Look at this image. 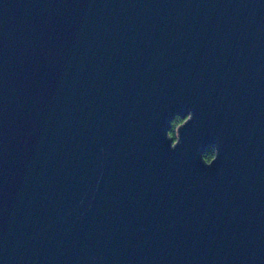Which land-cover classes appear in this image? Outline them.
<instances>
[{"label": "water", "instance_id": "95a60500", "mask_svg": "<svg viewBox=\"0 0 264 264\" xmlns=\"http://www.w3.org/2000/svg\"><path fill=\"white\" fill-rule=\"evenodd\" d=\"M0 264H264V0H0Z\"/></svg>", "mask_w": 264, "mask_h": 264}, {"label": "trees", "instance_id": "16d2710c", "mask_svg": "<svg viewBox=\"0 0 264 264\" xmlns=\"http://www.w3.org/2000/svg\"><path fill=\"white\" fill-rule=\"evenodd\" d=\"M181 123H182V120L179 117L174 118L171 124V130L169 131V134L171 136H173L175 127ZM213 157H214V149L212 147H208L202 153L201 159L203 162L208 163L213 159Z\"/></svg>", "mask_w": 264, "mask_h": 264}, {"label": "built area", "instance_id": "2783aa9c", "mask_svg": "<svg viewBox=\"0 0 264 264\" xmlns=\"http://www.w3.org/2000/svg\"><path fill=\"white\" fill-rule=\"evenodd\" d=\"M183 122H184V120L182 121L181 124H179L178 126H176L175 129H174V132H176V138L173 137V141H172L173 143H176V142H177L178 130H179V128L181 127V125L183 124ZM169 137H170V135H169ZM170 138H171V137H170Z\"/></svg>", "mask_w": 264, "mask_h": 264}, {"label": "rangeland", "instance_id": "374dc122", "mask_svg": "<svg viewBox=\"0 0 264 264\" xmlns=\"http://www.w3.org/2000/svg\"><path fill=\"white\" fill-rule=\"evenodd\" d=\"M189 117H190V115H188V116L186 117V119H181L182 121L184 120L183 124L186 122V120H187ZM169 135H170V134H169ZM170 137H171L172 139H173V137L176 138V132L173 133V136L170 135Z\"/></svg>", "mask_w": 264, "mask_h": 264}, {"label": "snow or ice", "instance_id": "6c2138e0", "mask_svg": "<svg viewBox=\"0 0 264 264\" xmlns=\"http://www.w3.org/2000/svg\"><path fill=\"white\" fill-rule=\"evenodd\" d=\"M190 119H192V116H191V118Z\"/></svg>", "mask_w": 264, "mask_h": 264}]
</instances>
